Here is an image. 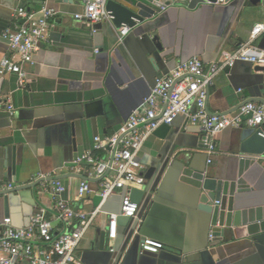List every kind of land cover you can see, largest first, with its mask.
I'll list each match as a JSON object with an SVG mask.
<instances>
[{
    "label": "crops",
    "instance_id": "0c3cea01",
    "mask_svg": "<svg viewBox=\"0 0 264 264\" xmlns=\"http://www.w3.org/2000/svg\"><path fill=\"white\" fill-rule=\"evenodd\" d=\"M43 6L55 16L33 63L21 66L25 88H19L16 74L0 75V187H13L6 198L0 195V223L9 217L14 227H26L32 215L44 210L55 233H62L67 226L56 219L49 193L33 177L59 180L63 199L77 211L98 208L97 181H89L92 193L78 200L84 175L73 171L74 162L93 150L95 137H111L122 129L129 115L142 108L157 77L192 58L208 65L246 43L254 25L264 23V0L195 9L169 6L131 29L122 43L118 33L124 26H90L74 19L83 10L81 0H0V67L9 57L2 35L13 28L12 15L20 7L37 12ZM253 45L264 50V31ZM246 102L264 104V67L236 62L215 77L207 109L234 114ZM200 139L199 128L184 117L149 133L137 159L143 175L152 167L155 173L145 180L147 193L137 216L118 217L117 239L109 240L108 216L120 213L123 192L109 197L76 252L81 264H264V232L211 239L205 215L197 209V191L180 180L184 168L219 177L235 172L239 129L215 136L210 155ZM249 183L245 196L250 206H263L262 163ZM145 238L161 242L164 249L142 252Z\"/></svg>",
    "mask_w": 264,
    "mask_h": 264
},
{
    "label": "built area",
    "instance_id": "2783aa9c",
    "mask_svg": "<svg viewBox=\"0 0 264 264\" xmlns=\"http://www.w3.org/2000/svg\"><path fill=\"white\" fill-rule=\"evenodd\" d=\"M81 1L83 10L74 15L76 21L90 26L111 21L106 11L109 0ZM217 4L225 2L218 0ZM159 9L162 11L164 7L159 6ZM54 16L55 11L46 6L37 12L22 7L15 11L13 28L2 35L8 41L9 57L0 67L1 76L16 74L19 88H25L26 74L21 66L33 63V56L47 40ZM129 31L125 26L119 30L120 43ZM263 31L264 23L254 25L249 40L218 61L207 65L192 58L157 77L149 95L143 100L142 108L129 115L122 129L111 137H95L93 150L85 152L74 162L73 171L84 175L77 189L78 200L92 193L89 181L99 184L100 206L109 197L123 192L120 213L108 216L109 240L117 239L118 217L134 219L137 216L139 205L131 200V191L145 188L137 155L149 133L159 126H169L179 117L186 118L199 128L202 143L207 147L205 152L209 155L215 150L213 138L228 128L250 127L264 139V104L246 102L234 114L211 113L207 109L209 89L220 72L231 69L236 62L264 67V50L253 45ZM49 178V175L38 174L32 181L49 193L56 219L66 225L67 230L55 233V227L44 210L32 215L28 226L22 228L14 227L9 217L4 218L0 223V264H81L76 252L99 214L100 206L90 213L75 210L62 197L65 193L63 184ZM12 188L10 184L2 185L0 192ZM140 248L144 253L156 254L164 249V245L145 238Z\"/></svg>",
    "mask_w": 264,
    "mask_h": 264
},
{
    "label": "water",
    "instance_id": "95a60500",
    "mask_svg": "<svg viewBox=\"0 0 264 264\" xmlns=\"http://www.w3.org/2000/svg\"><path fill=\"white\" fill-rule=\"evenodd\" d=\"M217 1L109 0L106 4V11L111 17L110 22L113 26H125L131 30L160 13L159 6L166 8L182 5L189 9H195L203 4H217ZM230 1L224 0L225 3ZM250 2L255 4L257 0H250ZM97 25L100 24L94 26ZM5 41L8 43L7 40ZM239 131L238 153L240 157L237 159L235 172H229L222 177L212 176L204 171L191 168H184L181 172L180 180L197 191V209L205 215L204 219L208 225L211 239L216 238L218 241L228 240L231 237L241 239L254 236L259 231L264 232V205L250 206L252 203L245 196L250 191L249 182L255 175V166L262 163L264 168V139L250 127L241 126ZM201 144L206 150L207 147L203 145L202 140ZM154 173L155 168L152 167L145 175H142L146 181H151ZM9 192H3L0 195L6 198ZM146 193L147 184L145 182V188L131 191V200L139 205Z\"/></svg>",
    "mask_w": 264,
    "mask_h": 264
}]
</instances>
